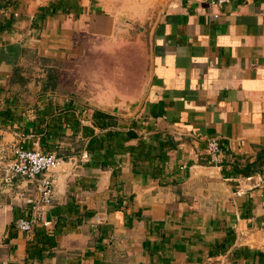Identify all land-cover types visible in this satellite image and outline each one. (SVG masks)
<instances>
[{
  "label": "crops",
  "instance_id": "obj_1",
  "mask_svg": "<svg viewBox=\"0 0 264 264\" xmlns=\"http://www.w3.org/2000/svg\"><path fill=\"white\" fill-rule=\"evenodd\" d=\"M0 110V264H264V0H0ZM15 142L61 160L27 232Z\"/></svg>",
  "mask_w": 264,
  "mask_h": 264
},
{
  "label": "built area",
  "instance_id": "obj_2",
  "mask_svg": "<svg viewBox=\"0 0 264 264\" xmlns=\"http://www.w3.org/2000/svg\"><path fill=\"white\" fill-rule=\"evenodd\" d=\"M206 1L209 5L219 6L231 0ZM10 148L12 158L3 168L4 178L9 181L12 177H19L35 185L36 197L30 201V216L19 217L13 222L18 230L27 232L33 224L41 221L44 210L51 202L54 192L53 172L61 160L52 153L27 148L20 142H15ZM205 151L210 164L217 165L220 162L221 148L215 138L205 139ZM82 157L86 158L85 152L82 153Z\"/></svg>",
  "mask_w": 264,
  "mask_h": 264
},
{
  "label": "trees",
  "instance_id": "obj_3",
  "mask_svg": "<svg viewBox=\"0 0 264 264\" xmlns=\"http://www.w3.org/2000/svg\"><path fill=\"white\" fill-rule=\"evenodd\" d=\"M53 88V84L50 86V89ZM9 113L6 111H1L0 110V118H4L6 115ZM91 119L93 120V125L98 128L99 130L106 128L107 130H112L116 124V119L114 116L110 115L109 113L102 112L99 110H93L91 113ZM133 129H128L125 134L127 137H135L136 133L132 131ZM100 137L97 135H94V137L90 138L86 145L85 148L86 150L90 148H94L95 146L99 145L96 143H100ZM89 151V150H88Z\"/></svg>",
  "mask_w": 264,
  "mask_h": 264
},
{
  "label": "water",
  "instance_id": "obj_4",
  "mask_svg": "<svg viewBox=\"0 0 264 264\" xmlns=\"http://www.w3.org/2000/svg\"><path fill=\"white\" fill-rule=\"evenodd\" d=\"M132 27L134 28V30H138L139 32L142 33L145 41L147 39L148 36V30H149V21L148 22H144L143 24L139 25L137 23L132 24ZM108 111L117 113L119 112L117 109L111 108V109H107Z\"/></svg>",
  "mask_w": 264,
  "mask_h": 264
},
{
  "label": "rangeland",
  "instance_id": "obj_5",
  "mask_svg": "<svg viewBox=\"0 0 264 264\" xmlns=\"http://www.w3.org/2000/svg\"><path fill=\"white\" fill-rule=\"evenodd\" d=\"M65 87H67V86H65Z\"/></svg>",
  "mask_w": 264,
  "mask_h": 264
}]
</instances>
